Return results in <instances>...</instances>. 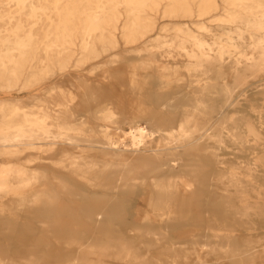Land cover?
Returning <instances> with one entry per match:
<instances>
[{
  "label": "bare ground",
  "instance_id": "6f19581e",
  "mask_svg": "<svg viewBox=\"0 0 264 264\" xmlns=\"http://www.w3.org/2000/svg\"><path fill=\"white\" fill-rule=\"evenodd\" d=\"M235 151L256 192L264 0H0V264L135 259L160 239L132 235L156 228L134 224L141 208L181 221L209 168L214 215L257 240L232 245L208 212L202 242L196 226L183 237L191 223L165 230L170 253L198 245L199 264H226L231 243L227 264H264V197L250 200L260 217L227 208ZM123 206L134 211L114 223Z\"/></svg>",
  "mask_w": 264,
  "mask_h": 264
},
{
  "label": "rangeland",
  "instance_id": "374dc122",
  "mask_svg": "<svg viewBox=\"0 0 264 264\" xmlns=\"http://www.w3.org/2000/svg\"><path fill=\"white\" fill-rule=\"evenodd\" d=\"M231 159H228L232 165L235 164V167L231 168L229 167V169H227L226 171H224V173L226 172V175L229 177H232V181L231 183H227V181L225 182V184L227 186H230V194L229 196L232 197V203L228 204V209L234 214V218H244L247 219L249 216L250 217H260L259 213V205H251L250 206V200H253V198L256 197V193L259 195H262L264 197V185L263 183H261L259 186V188H257V191L254 192V190L252 191V193H250V177L247 176V170L246 169H238L237 165L238 163H240V159H239V152L235 151L234 155L230 156ZM205 163L209 164V165H213L214 160L210 157H204L202 159ZM229 162V163H230ZM210 170H207L205 172H202L201 175V179L204 180L203 183V189H200V193L202 195V197L200 198L199 202L193 207H188V209L185 211V217L182 216V220L179 221L177 220H173V221H169L167 220V218H164V216H159L158 214H156L155 210L149 206H143L141 209H147V214L146 216L141 214L139 219L136 220L134 222L135 225L137 226H142L144 227L145 225H155V230L153 232L151 231H142L141 234L138 230H134L132 232V235L135 237V239L137 240H141V238L139 236L143 235V236H147L148 238H152L153 235L156 234V237H159V247L155 248V249H151V248H142V249H134L133 253L131 256H145L147 261H149V264H199L198 259L200 257H197L196 253H194V250H201L199 248V246H189L190 248V252L185 253V254H181L178 255V257H176V255L171 254V249L170 246L168 245L167 241L163 239V235L165 233V230L168 228H171L173 226L176 225H183L186 223H191L188 226H186V229H182L181 233L183 234V237H186L188 234H190L191 232H193L195 230V226L197 227V231L194 233V241L196 243L202 242L203 238L205 237V229L207 226V222L205 219V215L206 213H210V217H211V222H210V227H212L213 229H219L221 230L223 234L228 235V236H232V238L230 239L229 242L233 244H237V243H244L246 246L247 244L257 240L256 236H255V226H249V225H245L244 227H240V226H232V225H226L224 224L222 221L219 220V218H217L214 213H213V203H207V199L208 198V194L211 193V187H209L208 183L209 180L213 178H210V175L214 173V170H212L211 168H209ZM221 174H224L223 172H220ZM213 180L211 185L213 184ZM145 191L148 194V198H149V194L150 191L148 188L145 189ZM141 192V191H140ZM212 196V193H211ZM250 196L252 197L250 199ZM212 201H214V199H211ZM216 201V199H215ZM219 201V200H218ZM260 203L262 204V201H264V199L261 198ZM222 202H225L224 200H222ZM226 204V202H225ZM260 204V205H261ZM263 206H261V208L263 209ZM260 208V209H261ZM134 210L130 209L127 206H123V207H119L116 212L117 214L114 216V223H117L116 221L119 220V218L121 217H125L128 214H132ZM239 212V214H237ZM183 213V211H182ZM259 213V215H258ZM262 217V216H261ZM178 221V222H177ZM178 223V224H177ZM118 224V223H117ZM251 227V228H250ZM187 231V235L184 234V231ZM262 229L259 228L258 231H261ZM214 233L218 234L219 232H211V235H213ZM181 234V235H182ZM250 234H254L251 238H249ZM235 236V237H234ZM236 237H239V239H237ZM244 241H243V239ZM249 238V239H248ZM250 242V243H249ZM230 243V244H231ZM261 243H264V241H261ZM230 244L228 245V247L225 249L227 251V254L229 253V256H231V253H234L233 251L236 249H231L230 248ZM232 247V246H231ZM233 248V247H232ZM144 252V253H143ZM139 253V254H138ZM138 254V255H137ZM228 256V258H229ZM136 257V258H137ZM124 259L121 260L119 256H117L115 253H113L112 251H104L101 253V257H100V262L99 264H140L143 263L145 264L144 261H142V259ZM227 258V256H226ZM227 258V259H228ZM239 258V253L236 250V253L232 254V260L238 259ZM227 259H224L225 263L227 264ZM175 260V261H174ZM208 264H215V261L217 260V257L214 254H210L207 256L206 258ZM148 264V262H147Z\"/></svg>",
  "mask_w": 264,
  "mask_h": 264
}]
</instances>
